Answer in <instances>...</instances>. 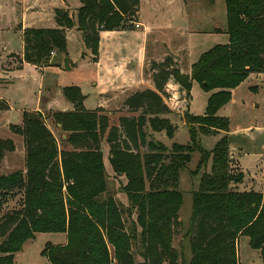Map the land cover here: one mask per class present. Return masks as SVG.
Wrapping results in <instances>:
<instances>
[{
  "label": "trees",
  "instance_id": "1",
  "mask_svg": "<svg viewBox=\"0 0 264 264\" xmlns=\"http://www.w3.org/2000/svg\"><path fill=\"white\" fill-rule=\"evenodd\" d=\"M224 1L229 42L203 53L191 73L183 72L172 56L153 61L150 69L155 89L138 90L126 100L129 109L139 114L121 116L118 125L109 127L104 110L88 109L81 87L70 85L63 88V94L74 109L50 112L61 129L69 132L65 140L75 147L60 148L42 112L24 111L23 122L10 125L24 138L25 170L0 175V206L14 190H24V204L0 217V264H16L15 254L38 232L67 234L65 245L49 244L43 251L51 264H162L166 259L179 264L173 247L184 202L179 177L196 148L201 157L195 171H205L192 191L187 232L192 256L188 264H240L237 246L243 235L261 251L264 263V192L231 186L243 182L244 174L231 169L227 135L212 150L197 141L200 132L229 130L228 118L218 116V110L229 101L232 89L251 74L264 72V0ZM140 2L81 0L76 12L55 9V28L19 25L24 50L23 56L15 55L20 68L25 62L48 64L53 51L63 59L69 56L66 32L73 27L82 32L86 47L98 61L101 31L133 27ZM170 79L188 96L195 81L205 90L217 91L210 96L204 115L184 114L192 141L168 147L146 127L174 137L175 125L163 115L170 112L164 101ZM7 109L9 104L0 98V110ZM106 133L112 170L127 179L122 185L129 201L125 209L114 195L102 196L108 190L102 150ZM15 149L14 139L0 137V162L6 152ZM138 237L143 260L136 263L131 243Z\"/></svg>",
  "mask_w": 264,
  "mask_h": 264
},
{
  "label": "rangeland",
  "instance_id": "2",
  "mask_svg": "<svg viewBox=\"0 0 264 264\" xmlns=\"http://www.w3.org/2000/svg\"><path fill=\"white\" fill-rule=\"evenodd\" d=\"M18 1L0 0V98L9 104V109L0 110V137L12 138L16 144L15 151L6 152L0 162V175L9 174L16 170H25L24 139L10 128L11 124H21L23 122L24 111L42 112L45 123L53 131L60 148L72 149L75 145L65 140L69 132L61 129L60 125L53 119L50 111L67 110L72 107V104L68 102L63 94L65 86H80L87 96V108L96 107L99 101L98 90L95 86L97 67L87 64L85 68L71 67V69H67L62 55H56V51L55 54L51 53L48 64L29 66L22 72L10 75L9 71L20 69L17 54L23 52L22 32L17 26L23 19L21 4ZM214 1L217 11L216 21L219 19L222 26H228L225 1ZM226 38L225 34L221 36L222 40ZM90 58L93 62H96L93 59V54ZM149 73L148 70L145 72L148 76ZM253 74V77H248L231 90L229 101L217 112L218 116L228 118L229 130L215 134L200 132L197 138L198 143L203 148L212 150L222 136H228L229 152L232 160L231 169L236 174L239 172L244 174L243 182L232 183L231 186L240 191H264V72ZM13 80L15 81L14 85H9L14 82ZM174 89L173 86H166L164 101L169 106L170 112L163 114L170 117L175 125L174 137L170 138L165 131H152L149 127H146L147 132L153 138L162 141L168 147H171L174 142L186 145L192 141L189 126L184 120V114L204 115L207 111L210 96L217 91L205 90L196 81L193 83L189 96L186 92L184 94L177 93ZM123 100V97H113L110 102L106 103L107 107H98L102 108L104 113L108 115L109 127L118 125L121 116H132L140 113V111H131L126 104L127 99ZM106 135L107 133L102 140V150L105 166H107L109 172L107 176L108 190L102 196L114 195L119 205L125 209L129 201L127 195L122 191V185L127 182V179L125 176L116 175L112 170ZM200 157L201 152L196 148L192 152L190 162L180 171L179 189L184 194V202L180 209L182 224L178 227L173 240L174 250L178 253L176 260L179 264H188L192 256L187 232L192 215V191L198 188L201 174L205 171L204 168L199 169L198 172L195 171ZM206 169L210 171L211 160ZM253 180L254 185H252ZM23 204L24 190L8 192L7 197L2 199L0 217L20 209ZM127 222L130 228L132 225L131 219ZM66 243L67 234L64 232H38L35 238L25 241L22 249L15 254V263L51 264L49 258L43 254L47 245H65ZM131 246L136 263L142 261L143 247L140 237L132 241ZM111 250L114 255L112 247ZM237 250L240 264H264L261 251L250 245L248 236H240ZM170 260L166 259L162 264H171Z\"/></svg>",
  "mask_w": 264,
  "mask_h": 264
},
{
  "label": "crops",
  "instance_id": "3",
  "mask_svg": "<svg viewBox=\"0 0 264 264\" xmlns=\"http://www.w3.org/2000/svg\"><path fill=\"white\" fill-rule=\"evenodd\" d=\"M18 3L23 17L18 28L19 25L23 28H55L58 26L56 8H69L76 12L81 6V0H19ZM216 12L214 0H141L133 27L101 31L96 62L90 58L92 54L85 45L82 32L77 27L67 29L71 67L85 68L87 64L97 67L95 86L99 101L96 107L88 109L105 108L113 97H123L125 101L133 92L145 87L155 89L151 63L161 62L167 56H172L183 72L191 73L193 64L203 53L217 44L229 42L228 26H222L219 19L216 21ZM224 34L227 37L225 41L221 39ZM19 55L23 56V52ZM29 66L36 65L25 62L23 68L9 71L10 75ZM147 70L150 77L145 74ZM168 85L175 87L177 93H185L173 79ZM86 100L87 96L85 106ZM72 109L73 104L67 110ZM252 182L254 185V180Z\"/></svg>",
  "mask_w": 264,
  "mask_h": 264
},
{
  "label": "water",
  "instance_id": "4",
  "mask_svg": "<svg viewBox=\"0 0 264 264\" xmlns=\"http://www.w3.org/2000/svg\"><path fill=\"white\" fill-rule=\"evenodd\" d=\"M70 61H71V59H70L69 56H67V57L64 58V64H65V67L67 69H71Z\"/></svg>",
  "mask_w": 264,
  "mask_h": 264
},
{
  "label": "built area",
  "instance_id": "5",
  "mask_svg": "<svg viewBox=\"0 0 264 264\" xmlns=\"http://www.w3.org/2000/svg\"><path fill=\"white\" fill-rule=\"evenodd\" d=\"M137 26H139V25L137 24ZM52 54H55V51H53ZM164 264H167V263H164Z\"/></svg>",
  "mask_w": 264,
  "mask_h": 264
}]
</instances>
